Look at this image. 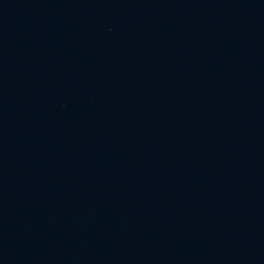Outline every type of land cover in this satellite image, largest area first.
<instances>
[{
  "label": "water",
  "instance_id": "water-1",
  "mask_svg": "<svg viewBox=\"0 0 264 264\" xmlns=\"http://www.w3.org/2000/svg\"><path fill=\"white\" fill-rule=\"evenodd\" d=\"M0 264H264V0H0Z\"/></svg>",
  "mask_w": 264,
  "mask_h": 264
}]
</instances>
